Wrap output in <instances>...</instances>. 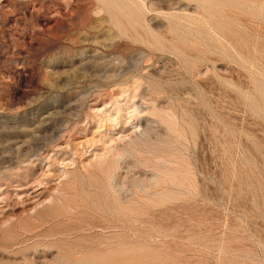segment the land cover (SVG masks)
Instances as JSON below:
<instances>
[{
    "label": "rangeland",
    "instance_id": "obj_1",
    "mask_svg": "<svg viewBox=\"0 0 264 264\" xmlns=\"http://www.w3.org/2000/svg\"><path fill=\"white\" fill-rule=\"evenodd\" d=\"M0 264H264V0H0Z\"/></svg>",
    "mask_w": 264,
    "mask_h": 264
}]
</instances>
